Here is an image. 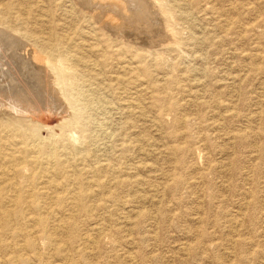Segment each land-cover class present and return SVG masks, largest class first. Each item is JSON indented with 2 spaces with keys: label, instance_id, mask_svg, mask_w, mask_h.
Segmentation results:
<instances>
[{
  "label": "rangeland",
  "instance_id": "1",
  "mask_svg": "<svg viewBox=\"0 0 264 264\" xmlns=\"http://www.w3.org/2000/svg\"><path fill=\"white\" fill-rule=\"evenodd\" d=\"M146 1L136 24L82 0H0L8 40L47 61L46 46L73 50L94 92L83 133L48 67L46 88L20 62L1 80L39 86L46 106L19 111L0 88V150L20 156L39 127L65 135L68 168L16 219L0 151V264H264V0Z\"/></svg>",
  "mask_w": 264,
  "mask_h": 264
},
{
  "label": "bare ground",
  "instance_id": "2",
  "mask_svg": "<svg viewBox=\"0 0 264 264\" xmlns=\"http://www.w3.org/2000/svg\"><path fill=\"white\" fill-rule=\"evenodd\" d=\"M82 1L86 4L97 5V6L102 7V8H105V7L116 8L122 16L130 18V21L133 20L136 24L138 21L141 22V17H143V18L147 17V19L149 18L150 20H152V18L148 14L151 11L150 10L151 6H149V4L147 3L146 0H82ZM131 9H132V11H130ZM151 13H154V12L151 11ZM168 18L169 19L171 18L170 11H168ZM128 21H129V19H128ZM134 29H136V25H135ZM8 36H9V34L0 30V88L2 90H5L7 92V94L10 93L14 96V97H11V99L9 98L10 96L8 97V99H10V106H12L13 108H17L19 111L20 110L21 111L22 110L29 111V109L33 108L34 106L36 108L37 104L38 103L40 104V102L42 104L44 102L43 105L46 106L45 95L47 93L46 92L43 93L45 99H43V97L42 98L36 97V95H35L39 91L38 88L40 89V87L37 85L38 83L35 84L38 86V88L34 87L35 89L37 88L36 89L37 91L30 85L34 89V92H33V90L30 89L29 85L26 84L27 86L25 87L24 85H22V83L19 82V80H18L19 84L22 85V86L16 85L19 88L18 87H15V88L12 87V86H14V81H11V82H13V84H12L11 82L5 83L4 82L5 80H3V82L1 80L4 78V76H8V78H9V75H12V73H11L12 71L15 72L16 69L18 70L19 68H21L20 67L21 65L20 66H18V65L20 63H22L24 65V68H25L24 70H26L27 73H28V69H30L29 71H31V72H29L30 74L28 73L30 76H32V74H34L33 76H37L40 74V79H39V76L37 77V79H39V83L41 82V84H42L41 87H45L46 86L45 81L41 77L42 74L44 75L42 69L44 67H48L50 72L56 76V83L61 90L62 96L66 100L67 104L73 110V114L67 120V123L69 125H71L73 128H75L76 130L78 129L84 133L89 127V125L87 124L89 121L87 123H86V121H84V117H85V114L87 112H86L84 105L83 106L81 105V101L84 99L87 102H89L94 95V92L89 90V89L83 90V88H85V84L87 83V78L85 77V74L80 73L79 68H83L84 67L83 64H86L87 60L86 61L84 60V63L81 62V57H77L76 54H74V51L71 49H67V48L65 49L62 47L55 48L54 46H52V47L46 46V49H48V55L50 58L49 61H47L46 57L42 56L38 52H35V51L30 52L29 51L30 49L23 50L25 45L21 44V40H19L22 38H17V37L11 38L10 37L8 40ZM6 44H8V45H6ZM5 46L6 47L8 46L9 47L8 52H11V54L8 53L9 55L6 53L8 56L3 54V51H2V49H5ZM17 49H19V52H18L19 54L21 52L20 55H18V53L16 52ZM6 52H7V50H6ZM29 56H32V62L30 61ZM79 63L80 64L82 63L83 67H80ZM87 64H89V62ZM3 65L6 69L3 68ZM20 70L21 69H19L18 73H21L23 71V70H21V71ZM26 71H25V73H26ZM18 73H16V74H18ZM5 74H9V75H5ZM35 74H37V75H35ZM21 75H23V73H21ZM29 75L27 76L28 78L30 77ZM13 77H12V79L15 80ZM15 77L17 78L19 76L16 75ZM27 77L24 79H27ZM10 78H11V76H10ZM33 78H35V77H33ZM29 79H27L28 82H29ZM37 79H35L34 81H37ZM20 81H21V78H20ZM42 90H43V88H42ZM39 92H38V95H39ZM3 94H4V92H3ZM43 94H40V96H42ZM47 95L49 97V94H47ZM50 97H51V95H50ZM50 99H54V97L53 98L51 97ZM5 100H6V98H5ZM42 100H44V101L42 102ZM54 101H55V99H54ZM58 104H59V102H58ZM56 105H57V103H56ZM56 105H54V106L56 107ZM40 106H42V105H40ZM40 106H39V110H40ZM40 130H41V128H39V127H33L30 130H24L20 133V136L22 138V142H23V145L25 146V148L23 150L18 151V152L16 150H14L15 152L19 153L20 156H15L16 153L9 152V150L6 151L7 153L3 149L0 150L2 153V154L1 153L0 154L5 159H7L8 163L11 164V166H13L12 170L14 171V173H13L14 176L12 175L13 177L10 179L12 180L11 181L12 184H14L15 188L17 189L16 190L17 195L15 198H13V200L16 201L15 205L17 206V209H16V211H14V213H12L13 217L16 219H22L21 216H23V213H24L23 212V203L25 200L24 196L29 195V194H33L34 192L38 191L39 180L42 176L44 178H48V183L51 184V182L52 183L56 182L55 181L56 179L54 180V178L58 177V175H59L55 169H58V171L60 173H65L67 171L66 169L68 168L67 167V161L64 160V158H62L61 154H58V152H57V151H60L58 149V147L60 145L57 147L58 141L63 139V137L65 135L64 134L56 135L57 133H54L53 131H51L50 135L46 137L45 136L46 133L44 135V134H42V132ZM108 131H109V129H108ZM56 136H57V138H56ZM1 137L2 136H0V141L2 140ZM63 140H61V141H63ZM38 142L44 143L45 145H47V147L49 146L50 151L48 153H47V151H45L46 153L42 152L41 150L39 151L38 150L39 148L37 149V143ZM77 148L73 147L72 151H75L76 153H78ZM17 150H18V147H17ZM10 173L12 174V172H10ZM64 201H65V198H58L57 199V202L59 204H62ZM36 203H34V206H32V207H35L38 210L41 209V207L39 205H37ZM15 208L16 207L14 206L13 209H15ZM12 214H10V216H12ZM38 219L40 221V224H44L45 219L43 218L42 215Z\"/></svg>",
  "mask_w": 264,
  "mask_h": 264
}]
</instances>
